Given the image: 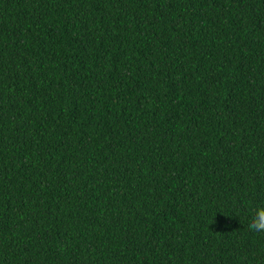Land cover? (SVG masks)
I'll use <instances>...</instances> for the list:
<instances>
[{"label":"trees","instance_id":"16d2710c","mask_svg":"<svg viewBox=\"0 0 264 264\" xmlns=\"http://www.w3.org/2000/svg\"><path fill=\"white\" fill-rule=\"evenodd\" d=\"M264 0H0V264H264Z\"/></svg>","mask_w":264,"mask_h":264},{"label":"clouds","instance_id":"9594fccd","mask_svg":"<svg viewBox=\"0 0 264 264\" xmlns=\"http://www.w3.org/2000/svg\"><path fill=\"white\" fill-rule=\"evenodd\" d=\"M248 230L262 233L264 232V208H259L255 211V214L248 224Z\"/></svg>","mask_w":264,"mask_h":264}]
</instances>
